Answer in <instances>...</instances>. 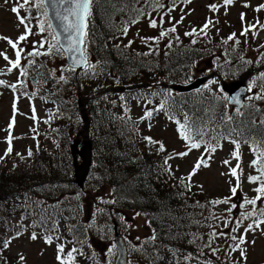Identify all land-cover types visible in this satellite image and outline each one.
<instances>
[{
  "label": "trees",
  "instance_id": "16d2710c",
  "mask_svg": "<svg viewBox=\"0 0 264 264\" xmlns=\"http://www.w3.org/2000/svg\"><path fill=\"white\" fill-rule=\"evenodd\" d=\"M140 4L146 7H140ZM150 4L146 0L93 1L85 38L91 67L85 71L61 72L67 67L64 54L59 52L29 57L34 60L32 65L22 58L27 75L21 77L19 70H15L16 79L23 81L26 87L14 92L29 101H39L43 114L32 129L35 150L28 157L30 163H14L15 168L0 163V240L12 237L18 230L25 232L28 227L44 243L43 237L49 233L34 225L43 218L50 229L52 221L48 218L52 217L58 228L57 232L50 233L54 237L53 243H64L67 251L73 246L82 251L80 243L68 241H83L85 245L97 223L95 220L87 225L82 221L85 218L79 200L82 193L94 196L97 209L103 210L96 212L97 215L101 213L111 218L113 214L115 219L122 213L143 216L151 234L142 242L136 241L133 249L131 243L126 242L130 264H175L169 249L177 250L182 261L188 253L196 255L197 245L207 240L211 229L205 225L214 221H206L205 217L215 211L209 204L215 199L206 203L194 199L198 191L191 189L189 192L178 183L169 162L164 164L166 153L142 139L139 130L142 119L133 116L131 105L142 102L146 112L170 120L177 128L176 121H187L194 130L203 129L201 147L205 148V144L219 147L221 143L236 140L248 147L254 160L256 155L250 143L245 141L264 137V100H255L252 105L246 103L237 114V109L228 107V101L223 99L226 94L221 91L220 81L235 80L248 73L252 69L249 66L253 67V64L244 62L250 59L239 51L245 45L239 44L230 50L226 48L229 62L226 60L225 63L217 57L219 43L208 37L205 40L191 36L179 39L167 34L163 46L153 43L144 47L132 43L125 47L129 41L121 29L136 24L129 21L137 18L138 9L146 10ZM139 15L138 20L143 16ZM31 19V28L35 23L45 22L47 25L43 14ZM32 32L29 41H36L37 48L41 43L45 45L39 48L40 52H46L49 43H55L49 32L48 39L43 37L40 27ZM21 48L25 54L35 50L28 45ZM233 51H239V56L236 57ZM205 61H213L215 65L211 66L210 74L203 72L202 75L217 74L213 79L217 83H211V80L201 90L187 94L176 93L167 87L194 81V72ZM61 74L65 81L58 83L57 77ZM140 84L152 86L122 93L108 91ZM80 101L86 105L93 151V167L82 193L74 184L71 154V143L80 137L84 128ZM167 167L171 168V174L165 170ZM252 172L259 175L255 168ZM67 183L81 193L77 194L76 203V196L70 195L72 193H61ZM49 187L54 189L52 194L45 193ZM104 195L114 203H102L98 198ZM70 225L73 233L68 231ZM20 226H24L23 229ZM194 233L203 236V240L190 244ZM56 235L61 239L56 240ZM152 236H155L154 240ZM220 242L217 240L213 246L223 248ZM88 249L89 261H94L89 243ZM5 251L3 255L8 261L9 255ZM83 253L81 257H86ZM232 255L235 257L236 252ZM219 256L221 259L207 255L201 259H212L215 264H221L224 252L221 251ZM191 264H197V261Z\"/></svg>",
  "mask_w": 264,
  "mask_h": 264
},
{
  "label": "rangeland",
  "instance_id": "374dc122",
  "mask_svg": "<svg viewBox=\"0 0 264 264\" xmlns=\"http://www.w3.org/2000/svg\"><path fill=\"white\" fill-rule=\"evenodd\" d=\"M36 2L37 0H32V3L26 6L30 8V12H26L24 9H21L20 15H29L30 17L33 16V18H35V15L42 14L41 9L38 10L35 7ZM146 2H149V0H146ZM161 3L167 7H171V0H161ZM245 3L249 4L250 7H243L242 5ZM212 4L220 5L217 11L213 12L209 9L208 6ZM262 4H264V0H234L232 5L225 7L222 4V0H192L191 4H184L182 0H177V6L173 11L170 12V14L164 15L163 21L160 20V15L165 11V9L154 11L152 5L150 4V6H147L146 10H143L149 15H143L141 16V19L138 20L137 18L140 17L138 14L136 18V24L129 26L126 40L133 41V44L144 47L153 43H158L160 46H163V39H166L167 35L161 37L160 33L162 31H167V29L175 26L176 31L168 33L170 34V37L177 36L179 39L186 38L189 36L185 35V33L191 32L193 29H197L198 31L208 19H211L216 23L215 26H210L208 38H213V40L215 39L219 43L217 57L220 58V61L222 63H225L226 60L229 62V59L226 58V48H229L228 50H230L232 47H237L239 44L245 45L244 48L239 51H243V55H246L245 57H249L248 59L251 60L252 52H254L256 56L264 52V47H260L261 45H264V42H261L263 34H258V31L256 34L249 32L247 38L241 36L240 32L242 31V23L240 20V14L242 12L245 13V25H255L257 22L263 25L264 9L259 12L256 11V8ZM13 6L14 4L12 0H9V3L7 4H5L4 0H0V37H8L15 41L22 33H24L25 29L22 25H18L16 16L11 12V8ZM140 7L146 6L140 4ZM181 16L184 17L182 21ZM151 19L157 20L158 26L156 28H151L149 26ZM30 20L32 19L30 18ZM178 21L179 23H177ZM43 23L45 26L43 37L48 39L49 31L45 22ZM120 24L121 23H118V26H120ZM39 27L40 23H35L33 24L32 29H38ZM233 33L236 34V38L240 40V43L235 44L234 41H229L227 44L223 43V41L227 40L228 36ZM31 36L32 35L28 37L27 41L22 42L21 44L24 43L23 45L28 46L36 45L37 47L36 41H29V38H32ZM142 37L155 39L142 41ZM191 37H196L199 40H205L207 38L202 34L198 36L193 35ZM245 40H247V42H245ZM260 42L261 45L259 46ZM246 46L249 47L247 48ZM2 51H6L9 58L15 60L14 50L9 45H7L5 40L0 39V52ZM239 51H233L236 57L239 56ZM213 65H215L213 61H210V63L209 61L203 62L194 72L193 78L196 79L200 76H203V72L208 74L210 71H212L211 66ZM6 67V61L0 57V69H5ZM253 67H255V64ZM249 68L252 67L249 66ZM253 75L254 71L250 69V71L245 75H240V77L235 80H227L226 83H232L241 79H246L245 85L247 84L248 86L249 82L255 80L259 74L255 77ZM15 76L16 72L14 70L10 74H0V80L6 81L9 85L17 84L18 80L15 78ZM262 84H264V81L257 80V83L253 86L252 90L249 91L250 93H248V97H254L256 94H259L261 92ZM16 96L20 99L18 100ZM248 97L246 98V103L249 102V105H252L255 99H248ZM14 101L16 102L17 114L16 124L11 133L14 137L12 141L13 151L4 161H0L1 164L7 163L9 167H11L14 163H30L27 152L29 149L35 150V143L32 139V129L35 125H37V123L41 121L43 114L42 104L39 101H29L28 99L21 97L17 92H14L9 87H0V156L4 155L5 150L8 147L6 142L8 132L6 129L8 128L10 118L13 115L12 106ZM33 107L36 110L35 120L30 118L33 115ZM228 107L231 106L228 105ZM131 110L134 117L137 119H142L139 129L142 139L146 141L144 137H150L154 141L162 142L166 149L163 151L166 153V158L170 154L174 155L177 152H183L186 150L185 142L180 139L177 132V127L170 120L158 117L157 115L146 117L145 105L142 102H133L131 105ZM82 130H84V128ZM77 139H80L81 141L85 140L83 131L80 137ZM156 146L159 147L158 144H156ZM234 150L235 145L233 143L224 142L221 143V145L217 147V150L211 154V159H207L205 148L201 147L200 149L192 150L184 158L177 157L169 160L168 162L178 178V183L182 184L181 178L187 177L192 171L193 165L196 163L197 159L202 155L205 156L209 166L201 167V169L195 176L192 177V180L190 181L191 189L193 191H198V194L194 195V199H198L204 203H206L209 199H223L231 195L230 187L235 186L236 180L234 177L227 175V173H229L230 169L239 163L240 169H238V175L240 176L241 186L237 191V195L232 200L233 203L239 204L245 194L248 198L255 197L256 193L253 192V189L257 187V184L248 182L249 174L256 175L254 172H252L253 167H249L250 163L253 161L251 151L246 145L240 144L239 151L241 158L239 161H237L231 155ZM17 153L23 154L25 159H20V157L16 155ZM225 160L230 161V164L225 165ZM222 173L225 175H222ZM53 192L54 189L50 187L45 190L46 194H52ZM61 193H72L70 195L77 197V194H81L82 191L80 193L67 183L62 187ZM101 198L103 200L105 199L109 201L107 195H104ZM79 200L82 203L80 207L82 208L83 215L85 217L82 218V221L86 222L87 225L95 220H97V223L94 227L93 233L89 238V241L85 245L81 246V248H83L82 252L86 253V257H81L82 255L78 254L75 255L76 259L74 264L115 263L116 250L113 245L115 241V222L117 223L120 235H122V238L125 242L131 243L132 249L136 247V241L140 240V242H142L144 238L149 237L151 234L145 219L140 214H118V218H121L118 220V218H113V214L111 218L105 214H95L98 212V209L96 202L94 201V196L89 195L88 193H82ZM75 201H77V199H75L74 202ZM227 207L228 205H216L213 210H215L214 212L217 215L223 217ZM240 211L241 209L237 207V209H235L232 213L233 218L238 216ZM213 223L218 222L214 221ZM248 223H250V221H245L244 227H246ZM262 227H264V225H262ZM61 229L64 230L65 226L62 225ZM217 229L218 231L221 229H223L225 232L229 231L228 228H223L222 224ZM240 232H243V227L240 229ZM30 233L32 232L27 227L24 235H22L19 239H14L9 249L5 251L9 255V264H17L18 255L21 253L26 257L25 264H57L56 248L58 244L52 243L50 246L45 245L39 236L36 241H31L29 239ZM253 239L256 241L254 246L251 244L243 246L247 248L248 252L247 264H264V234H262L260 231H257L255 234L248 233L247 240L252 241ZM220 240L221 245L225 247V240ZM88 243L91 247L90 252L94 261H89V257L87 256V254H89ZM71 248L72 247H70V250ZM109 249H112V251L109 252ZM41 250H43V255L40 254ZM67 252L68 251L65 249V254ZM93 253L95 254L94 256ZM235 257H239L238 251L236 252Z\"/></svg>",
  "mask_w": 264,
  "mask_h": 264
},
{
  "label": "snow or ice",
  "instance_id": "6c2138e0",
  "mask_svg": "<svg viewBox=\"0 0 264 264\" xmlns=\"http://www.w3.org/2000/svg\"><path fill=\"white\" fill-rule=\"evenodd\" d=\"M5 4L9 3V0H4ZM14 6L11 8V12L16 16L18 25H22L25 29L24 33H22L15 41L8 37H0V39H3L6 41L7 45H9L14 50L15 60H12L7 55L6 51L0 52V57H2L6 61L7 67L5 69H0V74H10L14 70H19L20 76H26L27 75V69L22 66V58L28 60V64L32 65L34 63V60L28 59L29 57H38L41 55H51L54 54V52H59L61 54L68 53L69 59L72 61V64L69 65L67 68H62L61 72L63 71H75L77 66H85V67H91L88 65L87 62V56H86V48H85V37L87 35L85 29L87 28L86 20L90 14V6L93 2V0H37L35 7L40 10H43V16L46 18L47 22V29L49 31V34L52 37V40L55 41V43H49L48 44V50L46 52H40L39 48L45 47L44 43H41L39 45V48L34 45V51L27 52L25 54V50L19 45L22 42L27 41L29 35H33L32 28L29 26V20L30 16H21L20 11L21 9H24L26 12H30V8L26 7L32 3V0H12ZM184 4H191L192 0H182ZM149 3H151L153 10H159V9H165V11L160 15V20L163 21L164 15L170 14L171 11L175 9L177 6V0H171V7H167L166 5L161 3V0H149ZM234 3V0H222L223 6H230ZM65 5H68V7H64ZM51 7L54 11V16L52 19L48 18V7ZM220 5L212 4L209 5V9L213 12L218 10V7ZM245 8L250 7L249 4L245 3L242 5ZM262 9H264V4L259 5L256 8V11L259 12ZM138 14L142 15H149L148 13H145L143 9H138ZM183 11V10H182ZM183 16H181V21L183 20ZM53 19L57 22L56 25H53ZM240 20L242 23V31L240 32L241 36H244L247 38L250 31L254 33L255 25H245V13L240 14ZM136 19L133 18L129 21V23H136ZM179 23V21L177 22ZM215 21L208 19L204 25L197 31V29H193L191 32L185 33L187 36H193V35H203L204 37H208L209 34V28L210 26H215ZM258 23V22H257ZM149 26L151 28H156L157 20L151 19L149 22ZM261 28H264V25H260ZM129 31L128 27H123L121 29V32L123 35H127ZM176 28L175 26L167 29V31H162L160 33V36H166L169 32H175ZM40 32H45V26L42 22L40 24ZM63 39V42H62ZM142 41L148 40V39H155V38H141ZM229 41H234L235 44H239L240 40L236 38V34H230L227 38V40H224L223 43L227 44ZM193 43H196L195 40L192 41ZM247 42V40H245ZM133 41H129L125 47H130ZM171 47V45H169ZM260 47H264V45H261ZM148 53H145L147 55ZM262 59L259 61V63H264V53H261ZM243 60V57H240ZM246 64H251L252 61H244ZM54 74V73H53ZM257 80L264 81V73H260L258 77L255 80H252L248 84L247 91H251L253 86L257 83ZM65 77L63 74H61L59 77H57V82H64ZM211 83H217V81L213 80ZM0 87H10L13 89V91H18L21 88H25L26 84L23 81H19L17 84H11L9 85L6 81L0 80ZM222 91V89H221ZM34 95V93H33ZM223 99L225 101H228L230 103H236L237 105L240 103L239 100H230L228 96H223ZM248 99H255V100H264V84L261 85V92L259 94H256L254 97H248ZM161 107H164L162 104ZM13 115L10 118L8 128L6 131L8 132V136L6 137V142L8 147L5 150V153L3 156H0V161H4L13 151L12 141L14 137L12 136V129L14 128L16 124V114H17V107L16 102L14 101L13 106ZM35 108H32V117L31 119L35 120ZM240 109L237 108V114H239ZM146 117H151L152 112L148 111L146 112ZM227 119H231V117H227ZM178 124L177 132L179 134V137L182 141L185 142L186 150L183 152H177L174 155L170 154L164 161L165 165H168V161L174 158H184L186 157L189 152H191L194 149H200L203 143L202 137L204 135V131L201 128H193L192 124L187 123H181L180 121H176ZM264 123V122H262ZM34 130V129H33ZM197 137H200V139H197ZM144 139L149 144H158L159 148L158 150L163 152L165 151V146L162 142L154 141L150 137H144ZM235 145V150L231 153L233 158L237 161L240 160L241 154H240V143H238L236 140L231 141ZM250 143L252 150L254 154L256 155V158L251 162L249 167H253L256 169V171L259 173V175H251L248 176V182L252 184H258L257 187L253 189V192L256 193L255 197L248 198L245 194L242 198L241 202L239 204L233 203V198L237 195V191L241 186V180L240 176L238 175V169H240V164L237 163L235 167L230 169V172L227 173V175H230L235 178L236 183L235 186L230 187V193L231 195L228 197H225L223 199H216L209 202V204L213 207L216 205H228V207L225 209V215L223 217L217 215L215 212H210L208 216L205 217L206 221H216L218 223H208L207 227L211 229V231L207 234L208 238L206 241L203 242V244L197 245V253L196 255H193L192 253H188L184 255L183 260L181 261L178 256L177 250L169 249L173 257L175 258V264H191L192 261H197V264H215L214 260L212 259H201V257L208 256V257H215L216 259H221L219 256V253L221 251L224 252V259L221 260V264H247V248L243 247L245 245L251 244L255 245L256 241L253 239L252 241L247 240L248 233L255 234L257 231H260L262 234H264V137L260 138L259 140L252 139L251 141H245ZM205 152L207 153V159H211V154L214 153L217 150V146L211 145V144H205ZM32 150L29 149L27 152V156L30 158L32 156ZM17 156L20 157V159H25L23 154L17 153ZM225 165L230 164V161L225 160ZM207 160L204 155H202L200 158L197 159L196 163L193 165L192 171L188 174L187 177L181 178V182L185 189L187 191H191V184L190 181L192 180V177L197 174V172L201 169V167H208ZM15 168L16 165H13ZM166 171L171 174V168L167 167L165 169ZM222 175H225L222 173ZM202 187V185H201ZM76 199H79L77 196ZM102 203H114V201H106L102 198H98ZM259 203V206H258ZM199 204V202H197ZM239 207L241 209L238 216L234 217L232 216V213L235 209ZM97 211H103L102 209H98ZM139 215V213H137ZM48 220L52 221V227L49 229L47 227L46 221L42 218L41 222L38 226L41 228H44L46 234L43 237L45 245H51L53 243V235L50 233L57 232L58 228L56 225V222L53 220L52 217H49ZM250 221V223L247 224L246 227H244V222ZM223 225V228H228L229 231L225 232L223 229L220 231H217L216 229L220 227V225ZM21 229H23L24 226H20ZM243 227V232H240V229ZM68 231L70 233H73V226H69ZM22 235H24V232L22 230H18L14 232V235L10 238H4L3 240H0V264H8L7 258L3 255V252L7 249H9L10 245L12 244L14 239H19ZM29 239L31 241H36L38 239V235L36 232H32L29 234ZM56 240H60L61 237L59 235L55 236ZM152 240L155 239V236L151 237ZM224 239L226 242L225 247L221 248L219 245L213 246L216 244L217 240ZM197 240H203V236L199 234H192V239L189 240L190 244H196ZM68 243H80L81 246H83V241H68ZM205 249H207V253L205 252ZM109 252L112 251V249L108 250ZM239 252V257H233L232 253ZM56 260L57 264H74L76 256L74 254L78 255H84V253L78 249L77 247L73 246L70 251H68L65 254V244L60 243L57 245L56 248ZM41 255H43V250H41ZM95 254L93 253V256ZM91 258V257H90ZM162 258V257H158ZM26 257L21 253L18 255L17 264H25ZM121 264H124L123 261H121ZM130 264V262H129Z\"/></svg>",
  "mask_w": 264,
  "mask_h": 264
},
{
  "label": "water",
  "instance_id": "95a60500",
  "mask_svg": "<svg viewBox=\"0 0 264 264\" xmlns=\"http://www.w3.org/2000/svg\"><path fill=\"white\" fill-rule=\"evenodd\" d=\"M92 5V4H91ZM64 7H68V5H65ZM91 10V6H90ZM54 16L53 9L49 6L48 7V18L52 19ZM53 25H56V21L53 19ZM86 24H88V18L86 20ZM87 33V28L85 29ZM63 42V39H62ZM66 58V66L72 64V61L69 59V54L64 53ZM88 62V59H87ZM89 63V62H88ZM87 67L85 66H77L76 70L84 71ZM215 74H212L207 77H200L195 79L189 84L183 85V84H177L168 86L171 90L180 93V94H187L192 93L195 91H199L203 86H205L211 79L215 78ZM246 79L239 80L232 83H226L222 82V90L224 93H226L229 96L230 100H239L240 103L237 105L236 103H230L228 102L229 106L234 108L242 109L245 105V100L248 96L247 86L245 85ZM151 87V85L147 84H141V85H135L130 87H118V88H110L109 92H124V91H132L136 89H146ZM80 107V113L82 116V120L84 122V130L83 134L85 136V140L83 141L82 146H80L81 141L79 139H76L71 144V150H72V156L74 160V183L77 185L79 189H83L85 187L86 181L90 175L91 168L93 166V151H92V143L89 139V117L88 113L86 111V105L83 104L82 101L79 103ZM78 158L80 161H78ZM114 232H115V248L117 252V257L114 264H121V261L124 262V264H128V250L126 243L124 239L122 238V235H120V232L118 231L117 223H114Z\"/></svg>",
  "mask_w": 264,
  "mask_h": 264
},
{
  "label": "flooded vegetation",
  "instance_id": "af4514ba",
  "mask_svg": "<svg viewBox=\"0 0 264 264\" xmlns=\"http://www.w3.org/2000/svg\"><path fill=\"white\" fill-rule=\"evenodd\" d=\"M260 25L261 23H255L256 27L254 29V33L256 34L259 31L258 34L262 33L263 34L262 38L264 39V28H261ZM261 59H262L261 54H259L258 56L253 54V61H255V67H252V70L254 71V75H253L254 77L260 73H264V63H259Z\"/></svg>",
  "mask_w": 264,
  "mask_h": 264
}]
</instances>
